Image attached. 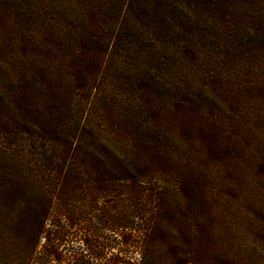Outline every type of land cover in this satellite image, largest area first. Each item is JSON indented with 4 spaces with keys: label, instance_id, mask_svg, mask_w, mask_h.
I'll return each mask as SVG.
<instances>
[{
    "label": "trees",
    "instance_id": "trees-1",
    "mask_svg": "<svg viewBox=\"0 0 264 264\" xmlns=\"http://www.w3.org/2000/svg\"><path fill=\"white\" fill-rule=\"evenodd\" d=\"M0 264H264V0H0Z\"/></svg>",
    "mask_w": 264,
    "mask_h": 264
},
{
    "label": "rangeland",
    "instance_id": "rangeland-1",
    "mask_svg": "<svg viewBox=\"0 0 264 264\" xmlns=\"http://www.w3.org/2000/svg\"><path fill=\"white\" fill-rule=\"evenodd\" d=\"M108 66H109V62H108ZM77 233H79V231H76ZM81 244L79 243L78 239L77 240H72L69 243H64L63 245H60L59 249H61V253L62 254H67L69 250L72 249H78V247H80ZM38 249L42 250L43 248H41V246L38 247ZM114 251V250H113ZM133 257L137 256L136 254H132ZM53 263H55V260L52 261Z\"/></svg>",
    "mask_w": 264,
    "mask_h": 264
}]
</instances>
